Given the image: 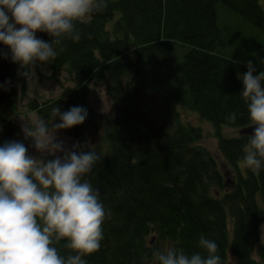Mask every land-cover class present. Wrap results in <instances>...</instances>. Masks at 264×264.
Here are the masks:
<instances>
[{
    "label": "trees",
    "instance_id": "1",
    "mask_svg": "<svg viewBox=\"0 0 264 264\" xmlns=\"http://www.w3.org/2000/svg\"><path fill=\"white\" fill-rule=\"evenodd\" d=\"M218 2L264 33V8L259 0H108L103 13L77 23L81 39H64L63 50L57 48L59 55L47 64L53 77L67 68L75 88L40 106L29 102L28 107L51 125L53 107L64 112L83 106L88 111L86 121L62 131L78 140L99 133L98 115L89 103L90 84L114 80L108 86L114 128L90 148L102 159L85 176L99 190L106 209L101 248L83 257L87 264H151L160 244L182 249L189 256L207 255L199 247L201 234L219 245L222 264L227 262L228 249L236 264H251L253 251L262 250L259 236L264 213L257 194L264 203V168L259 175L252 171L246 177L239 175L238 181L226 186L216 158L196 144L201 128L184 122L177 109L186 107L213 126L219 152L239 172L249 136L228 137L222 129L252 125L238 78V73L247 72V64L241 53L231 57L218 52ZM51 39L42 33V40ZM254 66L256 74L264 71L261 63ZM163 67L168 81L174 83L166 121L156 118L148 102L152 81L160 77ZM13 75L14 71L0 107V144L23 141L19 127L10 120L17 105ZM231 113L236 114L235 121L227 119ZM225 187L229 190L221 197L213 195L215 188L223 191ZM152 234L156 241L150 244ZM66 244L61 240L54 246L64 257L75 255Z\"/></svg>",
    "mask_w": 264,
    "mask_h": 264
},
{
    "label": "clouds",
    "instance_id": "2",
    "mask_svg": "<svg viewBox=\"0 0 264 264\" xmlns=\"http://www.w3.org/2000/svg\"><path fill=\"white\" fill-rule=\"evenodd\" d=\"M107 7L108 0H0V44L8 49H0V56L19 65L20 75L28 78L31 67L57 58L64 39H81L77 23ZM37 33L52 39L46 42ZM246 63L247 72L238 78L253 132L243 147V167L259 175L264 168V71L256 74L253 62ZM51 115V125L42 118L21 120L29 146L17 140L0 144V264H87L83 257L101 248L106 209L85 176L102 158L89 144L69 147L58 135L82 125L88 111L73 106L62 112L55 106ZM227 119L235 121L236 114ZM61 240L76 254L62 256L54 246ZM199 247L207 255L189 256L169 246L154 256L157 264H222L214 240L201 234Z\"/></svg>",
    "mask_w": 264,
    "mask_h": 264
},
{
    "label": "rangeland",
    "instance_id": "3",
    "mask_svg": "<svg viewBox=\"0 0 264 264\" xmlns=\"http://www.w3.org/2000/svg\"><path fill=\"white\" fill-rule=\"evenodd\" d=\"M259 1L264 8V0ZM216 14L221 31V37L218 42V52L221 55L231 57L233 54L236 55L241 53L245 62L251 60L254 65L261 63V65L264 66V33L245 22L238 14L233 12L230 7L222 2H218L216 5ZM91 19L92 15L88 17L85 22H88ZM111 26L112 25H108L107 29L110 30ZM238 34L241 35V37H238ZM37 36L42 39V33H37ZM232 37L237 39V41L232 42ZM13 71L14 75L12 80L17 92V105L16 112L11 116L10 120L19 127L20 132L21 120L31 122L32 120L39 118L36 112L28 107L29 102L34 101L40 106L43 102L62 97L66 90L75 88L73 76L68 73L67 68L61 70L56 77H53L52 72L47 65L31 67L29 69L30 76L28 78H24L20 75L21 69L17 64H14ZM135 77L140 78L139 74ZM168 80H170L169 73L167 72L165 74V69L163 67L160 77H157L152 81L154 88L152 96L148 99V102L152 104L155 109L156 118L162 121L170 120L169 110L171 109V106L168 103V96L174 83L169 82ZM111 84H114L113 79L104 82L94 81L90 84L89 103L98 115L97 123L99 133L96 135L91 134L90 136H85L83 139L78 140L76 138L65 136L62 131L59 132L58 135L60 139L64 140L69 147L74 143L79 142L81 145L87 143L89 144V148H93V146L100 143V140L102 139L101 136L104 135L109 128H114V103L108 94V86ZM177 109L181 112V118L184 122L191 123L194 126L201 128L202 136L196 144L206 148L216 158L220 172L222 173V180L226 181V186H231L234 182L238 181L239 175L246 177V174L249 173L248 171L251 170L243 167V160L238 164L239 172L226 163L219 152L218 140L214 135L213 126L207 120H203L196 112L190 111L186 107L177 106ZM222 132L228 137L241 135V130L229 127H224ZM23 142L26 146H29L31 143L30 141H25L24 136ZM105 144L106 148H104L102 144V152L104 153L107 151V143L105 142ZM85 150H87V148H85ZM29 151L34 155L36 154L31 147H29ZM228 190V187H225V190L223 191L220 188H215V190H213V195L215 192L216 197H221L223 193ZM257 197L264 213V203L261 202L258 194ZM231 224L232 220L228 218L227 226L229 229H231ZM229 238H232L231 231L229 233ZM259 238V245L263 248L260 252L257 250L253 251L251 255L253 261L251 264H264V221L260 225ZM155 239V234L149 236V241L152 240V242H154L156 241ZM166 248V246L160 244L158 250L163 252ZM236 262V258L233 256L230 249H228L226 264H236ZM151 264H157L155 256L152 257Z\"/></svg>",
    "mask_w": 264,
    "mask_h": 264
},
{
    "label": "water",
    "instance_id": "4",
    "mask_svg": "<svg viewBox=\"0 0 264 264\" xmlns=\"http://www.w3.org/2000/svg\"><path fill=\"white\" fill-rule=\"evenodd\" d=\"M0 49L7 52V48L2 44H0ZM12 71H13V63L11 62L10 58L5 59L2 56H0V107L2 106L4 98L8 94L11 88L10 77H11ZM252 127L253 126H249V127L242 129L241 134L249 136L253 132ZM152 243L153 242L151 240L150 244Z\"/></svg>",
    "mask_w": 264,
    "mask_h": 264
},
{
    "label": "bare ground",
    "instance_id": "5",
    "mask_svg": "<svg viewBox=\"0 0 264 264\" xmlns=\"http://www.w3.org/2000/svg\"><path fill=\"white\" fill-rule=\"evenodd\" d=\"M238 37H241V35L238 34ZM235 41H237V39H235L234 37H232V42H235ZM87 136H90V135H87ZM101 138H102V136H101ZM90 148H92V147H90Z\"/></svg>",
    "mask_w": 264,
    "mask_h": 264
}]
</instances>
